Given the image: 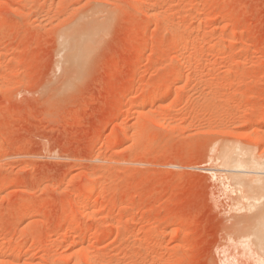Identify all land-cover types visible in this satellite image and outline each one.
<instances>
[{"label":"rangeland","instance_id":"1","mask_svg":"<svg viewBox=\"0 0 264 264\" xmlns=\"http://www.w3.org/2000/svg\"><path fill=\"white\" fill-rule=\"evenodd\" d=\"M258 161L264 0H0V264H264Z\"/></svg>","mask_w":264,"mask_h":264},{"label":"bare ground","instance_id":"2","mask_svg":"<svg viewBox=\"0 0 264 264\" xmlns=\"http://www.w3.org/2000/svg\"><path fill=\"white\" fill-rule=\"evenodd\" d=\"M94 25V24H93ZM96 25V24H95ZM89 27V26H88ZM85 28V27H84ZM95 31V30H94ZM80 32V31H79ZM72 34H74V33H72ZM71 34V35H72ZM66 37V36H65ZM68 37V38H67ZM66 38L67 39H69V36H67ZM90 41H91V31H88L87 32V34H85V35H82V36H76V37H74V38H71L70 40H68L67 41V43H69V45L71 46V49L73 50L72 51V56H74L75 58H81L83 55H84V52H85V50H87V48H88V46H89V44H90ZM190 42V41H189ZM68 45V44H67ZM75 49V50H74ZM74 57H72V58H74ZM160 91H161V89H159ZM162 93V92H161ZM161 93L160 92H158L156 95H154L153 97H149L148 99H147V101L149 102V103H154V101L156 102V100L157 99H159V97L161 96ZM163 97V96H162ZM243 135H244V133H242ZM241 134V135H242ZM249 135V134H248ZM253 136H255L254 134H252ZM250 136H251V134H250ZM252 136V137H253ZM236 137V136H235ZM256 140V139H255ZM260 140H261V138H260ZM225 147V146H224ZM225 148H227V147H225ZM221 149V150H226V149ZM230 148V147H229ZM233 149H235V148H233ZM236 150V149H235ZM224 151H222L221 152V154L224 152ZM231 151V150H230ZM227 152H229V151H227ZM227 152L225 153V154H227ZM231 153V152H230ZM236 153H237V151H236ZM244 154V153H243ZM247 154V153H246ZM229 155H232V153L231 154H229ZM234 155V154H233ZM233 155H232V157H233ZM223 157H225V156H223ZM231 157V158H232ZM251 157V156H250ZM234 158H235V156H234ZM253 158V157H252ZM237 159V158H236ZM251 159V158H250ZM255 159V158H254ZM227 161V160H226ZM229 161H230V159H229ZM253 161V160H252ZM255 161V160H254ZM235 161H233V164L232 165H234V164H237L238 162L236 161L235 163H234ZM248 163H249V159H248V161H247ZM232 163V162H231ZM231 163H229L230 165H231ZM225 164V163H224ZM229 165V166H230ZM257 167H258V170H259V172H255V171H248V169H247V166H245V165H242V164H240V165H238L237 166V168H238V170H237V172H239V173H241V175H239V173H238V175H237V173H235L236 174V176H239V178H238V181H239V184L242 186V187H244L245 188V190H246V195H245V197H247V199L249 198V199H252L254 202H256V201H258V200H261V198H263L264 199V179H262L261 177H259L260 176V173H264V172H261V170L264 168V161H258V162H256V163H254V167H253V169H256L257 170ZM231 168H233V167H231ZM249 169H250V167H249ZM252 169V168H251ZM233 170H235L236 171V168L235 169H233ZM233 170H232V172H233ZM250 173H255V174H258L259 176H253L252 178H249V179H246V178H244V176L245 175H247V176H250L249 174ZM252 176V175H251ZM258 224H256V226H255V228H254V230L252 231V233H251V236H254L255 238H256V241H255V243H256V245H257V247H258V249L262 252H264V208H262L260 211H259V213H258ZM75 244V243H74ZM89 252V251H88ZM84 253H86V252H84ZM85 254H83V256H84ZM85 256H87V253H86V255ZM90 258V255H88L87 256V260ZM85 260V259H84ZM88 262V261H87Z\"/></svg>","mask_w":264,"mask_h":264}]
</instances>
